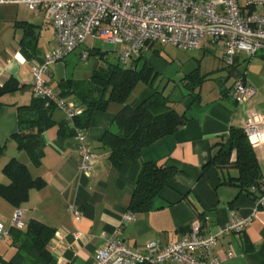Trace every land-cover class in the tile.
<instances>
[{
  "label": "crops",
  "instance_id": "obj_1",
  "mask_svg": "<svg viewBox=\"0 0 264 264\" xmlns=\"http://www.w3.org/2000/svg\"><path fill=\"white\" fill-rule=\"evenodd\" d=\"M0 5L12 6L9 17L14 28L21 29L15 32L10 44L0 38V85L11 77L19 82L18 90L1 98L0 144H6V150L0 158V183L9 182L2 168L13 157L28 166L32 177L46 181L42 188L31 189L28 200L21 205L27 223L35 219L55 230L47 245L51 257L45 264H91L95 252L115 233L136 249L143 248L150 240L164 244L177 241L197 216L207 217L206 228L211 231L232 218L250 216L242 233L221 235L212 253L220 257L219 264H264V210L257 208L258 198L227 183L229 178L238 176L236 167L211 164L204 168L214 152L211 147L215 141L227 137L232 127L242 129L250 113L264 115V50L253 57L238 54L234 65L229 66L224 61L221 45L198 48L208 52L215 45L218 51L215 55L218 64L214 59L213 62L206 60L204 54L194 61L195 66L190 70L199 67L200 73L207 75L201 86L202 103L187 112L188 120L174 133L145 147L139 158L125 161L119 169L109 160V150L101 138L107 130L118 131L114 118L121 105L112 103L106 111H95L86 128L95 155L93 170L88 176L81 172L82 158L76 137L59 133V125L66 122V113L59 108L51 112L56 124L42 134L44 155L40 164H34L29 154L19 150L15 140L10 138L19 129L18 106L29 104L33 98L32 67L41 64L48 52L41 46L39 49L41 38L45 33L55 38V34L50 23L25 5ZM33 34L38 45L32 51L23 43L32 39ZM85 43L94 45V39L89 37ZM220 62L224 64L221 66ZM91 73L85 79H89ZM45 77L58 93L61 92L60 82L68 78L56 76L50 70ZM241 78L246 79L253 90L248 91L244 102L238 103L231 89ZM210 79H215L217 84L212 83V90L204 96L203 87ZM153 92L151 86L139 83L128 103L136 106ZM65 99L79 105L75 96ZM184 108L183 105L179 109ZM254 148L264 182V144ZM147 161L175 167L177 173L155 198L152 210L133 213L134 219L125 220V215L131 213L129 205L136 178ZM71 204L82 209L79 221L69 211ZM15 208L0 195V223L10 228V235L0 244V264H7L19 249L20 241L11 234V229L16 228L11 226ZM26 227L27 224L20 230ZM78 231L82 237L76 241L73 234ZM230 252L232 255L228 257Z\"/></svg>",
  "mask_w": 264,
  "mask_h": 264
},
{
  "label": "built area",
  "instance_id": "obj_2",
  "mask_svg": "<svg viewBox=\"0 0 264 264\" xmlns=\"http://www.w3.org/2000/svg\"><path fill=\"white\" fill-rule=\"evenodd\" d=\"M0 4H23L54 28L57 48L46 52L42 63L32 67V92L45 100L46 107L65 111L66 119L72 123L82 113V107L61 97L45 76L51 64L83 45L89 37L120 46L119 62L124 66L146 55L156 44H170L182 50L219 44L229 66L234 65L238 54L253 57L264 50V0H0ZM82 57L87 59L89 51L84 50ZM249 90L253 89L241 78L232 86L231 95L242 103ZM243 130L253 146L264 144V115L250 113ZM75 137L82 158L81 172L89 176L95 155L86 128H76ZM68 208L79 221L82 209L76 204ZM257 208L264 210V186ZM24 213L21 206L14 209L12 227L26 226ZM206 218L195 217L177 241L164 244L150 240L140 249L115 233L95 252L91 264H219L220 257L212 253L218 238L242 233L251 217L232 218L216 231L206 228ZM124 219L132 220L134 214L127 213ZM9 235L10 228L0 223V244ZM73 236L77 241L82 234L78 231ZM231 255L230 252L228 257Z\"/></svg>",
  "mask_w": 264,
  "mask_h": 264
},
{
  "label": "trees",
  "instance_id": "obj_3",
  "mask_svg": "<svg viewBox=\"0 0 264 264\" xmlns=\"http://www.w3.org/2000/svg\"><path fill=\"white\" fill-rule=\"evenodd\" d=\"M37 45L35 36L26 41V44L23 43L26 49L32 48V51ZM152 50L160 54L155 45ZM89 53L100 55L90 78H67L60 82L59 95L63 98L75 96L82 107V113L74 118L73 123L67 119L61 123L59 133L63 136H75L76 128L89 126L95 111H106L112 103L120 104L121 108L114 118L118 131L107 130L101 138L102 144L109 150V160L117 169L125 161L139 158L145 147L174 133L188 120L187 112L202 103L201 86L207 75L201 74L199 67L185 74L186 92L183 93L181 101L185 108L180 110L170 94L155 88L153 81L158 73L145 55L134 59L131 65L124 66L120 62L105 59L101 61L105 53L99 48H92ZM143 58L145 61L139 67L138 64ZM140 82L151 86L154 92L138 105L132 106L128 99ZM18 89L19 82L14 77L0 85V106L2 96ZM53 108L55 107H46L45 100L36 96H33L29 104L18 106L19 129L10 138L15 140L19 150L29 154L34 164H40L44 155L43 132L56 124L51 114ZM211 148L214 152L204 168L211 164L236 167L238 176L229 178L227 183L239 187L247 195L259 198L264 182L261 180L255 148L243 128L232 127L228 136L215 141ZM5 150L6 144H0V158ZM2 171L9 182L0 183V195L16 207L28 200L31 189L42 188L46 184L43 178L32 177L28 166L16 157L11 158ZM176 173L175 167L160 165L155 161L144 162L132 192L129 205L131 212L152 210L155 198L169 185ZM12 233L14 239L20 241V245L7 264H45L51 257L47 245L55 230L48 225L32 219L25 230L12 228Z\"/></svg>",
  "mask_w": 264,
  "mask_h": 264
},
{
  "label": "rangeland",
  "instance_id": "obj_4",
  "mask_svg": "<svg viewBox=\"0 0 264 264\" xmlns=\"http://www.w3.org/2000/svg\"><path fill=\"white\" fill-rule=\"evenodd\" d=\"M9 9H12V6L0 5V38L5 43H11L14 39L13 36L16 31H21V29L14 28L13 21L9 17ZM37 20L36 18L32 17ZM88 42V41H87ZM46 48L47 51H51L54 48H57V42L53 35L45 33L41 38L39 49ZM99 48L101 52L105 53L103 59L111 62L120 61L119 48L116 44L105 42L100 39H94V45L90 43H85L80 47H77L74 51L68 53L63 59H60L50 65L49 70L53 74L67 76L68 78H81L85 79L86 76H89L90 72L94 66L99 62V54L89 53V57L84 59L82 57V52L84 50L90 51L91 49ZM213 46L212 51L204 50H182L176 46L166 44H156L155 48H159L160 54L150 51L147 53L146 58L153 63L154 70L158 73L154 78L155 88L164 90L166 94H170L171 98L178 105V108L181 109L183 102V93L186 92L185 89V74L189 72L193 66H195L194 61L201 59L202 56L206 57V60L213 62V59L218 64V59L216 58V47ZM145 59H141L138 66L141 67ZM224 63L220 62L222 66ZM207 83L203 87V95L207 96L208 92L212 90L211 84L216 83L215 79H210L206 81ZM142 83V82H140ZM217 84V83H216Z\"/></svg>",
  "mask_w": 264,
  "mask_h": 264
}]
</instances>
